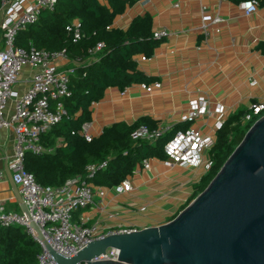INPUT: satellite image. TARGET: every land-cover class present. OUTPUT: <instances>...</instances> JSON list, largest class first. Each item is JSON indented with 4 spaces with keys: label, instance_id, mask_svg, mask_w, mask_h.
Returning a JSON list of instances; mask_svg holds the SVG:
<instances>
[{
    "label": "crops",
    "instance_id": "1",
    "mask_svg": "<svg viewBox=\"0 0 264 264\" xmlns=\"http://www.w3.org/2000/svg\"><path fill=\"white\" fill-rule=\"evenodd\" d=\"M144 14L151 16L152 32L164 30L167 35L155 39L157 45L150 57L136 55L134 60L137 70L154 79L146 84L159 83V87L150 92L141 88L142 83L123 90L108 87L102 99L90 106L87 134L92 138L115 123L130 126L142 118L171 129L184 122L190 102L203 98L209 102V112L189 128L215 141L219 119L224 121L238 110L248 111L264 100V55L257 50L264 42V3L247 16L231 0H139L127 6L111 27L124 31L133 18ZM215 17L221 22L212 23ZM60 64L75 65L67 58ZM31 74L24 67L13 87L15 96L28 88ZM251 81L255 84L250 85ZM12 103L13 99L5 108L7 114ZM217 106L222 115L215 113ZM13 145L12 131L0 128V207L19 213L18 192L7 169ZM203 159H209V151ZM205 173L202 166L180 168L167 159L151 158L148 169H136L126 178L128 191L118 186L101 187L103 195H95L89 206L75 211L72 221L94 227L99 235L162 225L193 196Z\"/></svg>",
    "mask_w": 264,
    "mask_h": 264
},
{
    "label": "trees",
    "instance_id": "2",
    "mask_svg": "<svg viewBox=\"0 0 264 264\" xmlns=\"http://www.w3.org/2000/svg\"><path fill=\"white\" fill-rule=\"evenodd\" d=\"M138 1L57 0L52 11H42L35 23L17 32L15 47L28 49L30 44L37 50L64 52L75 64L68 85L70 97L63 101L66 115L40 137L41 145L53 151L39 155L27 152L23 158L24 170L39 185L61 186L67 179L83 175L86 165L107 160L105 169L96 173L92 183L105 188L118 186L141 166L143 159L165 160V144L177 132L189 128L187 122L178 123L151 143L130 136L140 125L155 129L156 124L148 118L130 126L115 123L89 142L78 134L81 126L91 120V104L101 100L108 87L123 90L132 84L154 81L137 70L134 60L136 55L150 57L157 45L152 36L151 16L133 18L124 31L111 27L127 6ZM231 1L238 4L245 0ZM263 3L260 0V5ZM74 20L80 23L82 34L75 42L65 30ZM97 43L102 48L92 57L88 51ZM257 50L264 55V42ZM247 112L236 111L216 130L209 150L211 167L195 185L187 204L207 186L254 123L256 118L243 122ZM39 251V246L21 227H0V264H36Z\"/></svg>",
    "mask_w": 264,
    "mask_h": 264
},
{
    "label": "built area",
    "instance_id": "3",
    "mask_svg": "<svg viewBox=\"0 0 264 264\" xmlns=\"http://www.w3.org/2000/svg\"><path fill=\"white\" fill-rule=\"evenodd\" d=\"M57 0H0V128L10 129L14 135L12 155L7 159V169L10 179L15 185L22 203L28 214L23 212L4 211L0 207V227H21L24 232L39 246L36 264H56L46 251L43 243L38 240L37 232L30 227L32 222L43 237V240L58 254L72 257L88 243L104 235H99L94 227H82L73 223L72 215L75 211L89 206L95 195L102 196L103 190L92 183L97 172L105 169L107 160L86 165L84 174L67 179L61 186H41L34 177L23 167L25 153L44 154L53 151L40 143L41 135L47 133L66 115L63 101L70 97L68 89L70 75L73 68L63 67L60 61L65 59L64 52H48L37 50L30 44L28 49L17 48L14 39L17 32L37 21L42 11H52ZM260 5V0H245L238 3L244 15L254 14ZM221 19L215 17L212 23L218 24ZM80 23L72 21L65 27L66 32L75 42L82 37L79 30ZM167 33L152 32L154 39H162ZM102 48L97 43L88 51L94 56ZM144 59V57H142ZM24 67L31 71L30 84L19 96L13 93V87ZM255 82L251 81L250 85ZM141 88L150 92L158 88L159 83L145 84ZM13 99L11 112L6 113L8 102ZM215 113L222 115V108L217 106ZM209 112V102L197 99L189 103L183 121L189 124ZM264 115V100L249 108L243 117V122L255 121ZM223 120L219 119L216 130ZM87 123L81 126L78 134L87 142L92 137L87 134ZM169 129L156 127L150 130L140 125L131 133L133 140H145L149 143L162 137ZM214 144L209 135H201L193 128L177 132L164 146L166 159L172 165L180 168L202 166L205 171L211 167L210 159H203V155ZM148 169L149 159H143L141 166L136 169ZM135 169V170H136ZM135 170L133 172H135ZM2 173L0 172V178ZM120 190L128 191L130 184L125 179ZM135 229H120L110 233H128ZM109 234V233H108ZM118 252L114 249L106 250L99 260H117Z\"/></svg>",
    "mask_w": 264,
    "mask_h": 264
},
{
    "label": "water",
    "instance_id": "4",
    "mask_svg": "<svg viewBox=\"0 0 264 264\" xmlns=\"http://www.w3.org/2000/svg\"><path fill=\"white\" fill-rule=\"evenodd\" d=\"M17 202L28 218L19 194ZM29 224L56 264H264V115L207 186L162 225L109 233L64 257ZM110 248L117 260H99Z\"/></svg>",
    "mask_w": 264,
    "mask_h": 264
},
{
    "label": "rangeland",
    "instance_id": "5",
    "mask_svg": "<svg viewBox=\"0 0 264 264\" xmlns=\"http://www.w3.org/2000/svg\"><path fill=\"white\" fill-rule=\"evenodd\" d=\"M185 204H187V203H185ZM184 206H185V205H184ZM182 208H183V207H182ZM182 208H181L179 211H181V210H182ZM179 211H178V212H179Z\"/></svg>",
    "mask_w": 264,
    "mask_h": 264
}]
</instances>
